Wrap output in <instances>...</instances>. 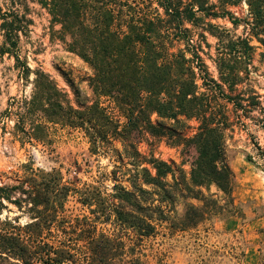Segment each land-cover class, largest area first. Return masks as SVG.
Returning <instances> with one entry per match:
<instances>
[{
	"label": "trees",
	"instance_id": "trees-1",
	"mask_svg": "<svg viewBox=\"0 0 264 264\" xmlns=\"http://www.w3.org/2000/svg\"><path fill=\"white\" fill-rule=\"evenodd\" d=\"M36 3L48 15L51 34L87 65L91 99L81 101L73 88L74 106L47 73L20 60V40L32 19L25 1L11 4L5 12L0 9V54L13 57L24 80L33 75L28 98L9 104L15 130L29 143L45 144L47 124L79 129L89 152L111 158L112 179L119 171L127 186L114 183L106 192L64 181L56 169L22 164L16 183L0 184V264H141L133 238L152 236L157 223L185 231L211 216L236 212L226 132L240 121L231 116L238 111L244 117L258 111L255 120L264 128V108L249 78L251 42L264 46V0ZM240 5L246 7L244 17L233 11ZM217 19L241 26L243 35L211 23ZM102 97L118 116L101 106ZM146 136L178 148L188 171L177 168L175 176L170 164L141 155L135 145ZM260 170L264 174V167ZM71 196L86 211L77 229L67 222L65 204ZM178 199L184 200L180 216L174 207ZM97 224L111 226L110 232Z\"/></svg>",
	"mask_w": 264,
	"mask_h": 264
},
{
	"label": "rangeland",
	"instance_id": "rangeland-1",
	"mask_svg": "<svg viewBox=\"0 0 264 264\" xmlns=\"http://www.w3.org/2000/svg\"><path fill=\"white\" fill-rule=\"evenodd\" d=\"M23 1L29 8L32 24L28 27L27 35L21 37L18 52L20 60H24L30 70L41 69L47 73L58 88L68 94L74 106L73 88L78 90L81 101L90 102L91 94L86 81L90 71L87 65L66 51L51 34L48 15L37 5L36 0H0V9L5 12L11 4L20 5ZM245 9L244 5H240L233 11L235 15L244 17ZM211 23L229 30L235 36L244 33L241 26L233 28L225 19L211 20ZM207 41L214 46L213 38L208 36ZM1 42L0 35V45ZM251 44L255 52L250 65V84L260 96L264 108V46L255 40ZM210 53H213V49ZM205 63L209 73L216 77L213 63L207 58ZM20 72L15 68L13 57L0 54V184L16 183L21 165L32 162L34 167L46 171H60L64 181L77 185H97L106 192H110L114 183L121 182L127 186L119 171L113 178L116 181L112 179L114 163L111 158L89 152L87 139L79 129L47 124L45 144L29 143L25 135L16 132L15 117L9 112V104L13 106L15 101L28 98L33 79V75H30L24 80ZM99 103L107 112L118 116L109 99L99 98ZM231 116H240L233 131L226 132L225 142V159L233 172L236 212L211 216L197 227L185 231L172 230L166 223H157L152 236L139 240L133 238L135 254L141 264H264V227L251 224L263 215L264 209V174L260 170L264 167V128L255 120L260 118L258 111L248 113L246 116L249 117H244L240 111L231 112ZM135 146L141 155L153 156L170 164L175 169V176L177 168L188 171L187 158L180 154L178 148L168 146L162 139L146 136ZM116 147L119 148V145L116 144ZM246 156L251 158L252 163L246 160ZM168 181L171 182L169 178ZM210 191L217 193L213 186ZM253 192L262 193L258 200L261 205H256ZM188 202L200 205L195 200L189 199ZM174 207L180 216L184 200L178 199ZM65 209L68 224L77 229L86 211L73 196L68 198ZM15 215L16 210L11 209L9 216ZM24 221L21 217L20 222ZM97 229L107 233L111 226L97 224Z\"/></svg>",
	"mask_w": 264,
	"mask_h": 264
},
{
	"label": "crops",
	"instance_id": "crops-1",
	"mask_svg": "<svg viewBox=\"0 0 264 264\" xmlns=\"http://www.w3.org/2000/svg\"><path fill=\"white\" fill-rule=\"evenodd\" d=\"M262 183L264 184V181ZM253 194L257 200L256 205L257 206L261 205L260 201H258V200H259V197H261L262 193L261 192H259V193L253 192ZM262 211H263L262 212L263 215L261 217H258L257 219H255V221H252L251 224H253V225H260L261 224V226L264 227V209H262Z\"/></svg>",
	"mask_w": 264,
	"mask_h": 264
}]
</instances>
